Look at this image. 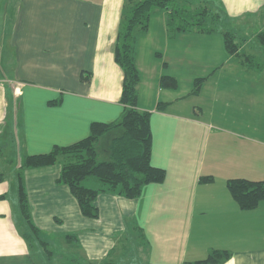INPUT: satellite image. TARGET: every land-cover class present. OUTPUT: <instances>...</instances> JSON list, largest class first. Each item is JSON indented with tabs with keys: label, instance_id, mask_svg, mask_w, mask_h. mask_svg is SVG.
Returning a JSON list of instances; mask_svg holds the SVG:
<instances>
[{
	"label": "crops",
	"instance_id": "obj_1",
	"mask_svg": "<svg viewBox=\"0 0 264 264\" xmlns=\"http://www.w3.org/2000/svg\"><path fill=\"white\" fill-rule=\"evenodd\" d=\"M221 1L236 28L264 30V0ZM123 2L0 0V160L6 159L3 138L12 136V122L14 145L24 157L71 144L89 134L93 121L111 122L121 115L123 72L112 46ZM167 34L165 14L157 10L135 52L141 75L137 107L151 112V162L165 168L164 180L147 184L136 198L100 192L98 217L90 218L81 214L68 186L57 182L61 164L27 168L30 208L41 209L34 223L41 230L48 205L56 212L54 222L79 223L65 235L75 234L90 264H107L106 257L121 243L120 233L129 230L157 249L154 254L150 248V263L184 264L204 258L210 249H226L232 254L222 264H264V200L242 210L226 187L233 177L264 180V77L257 76L251 86L252 69L228 55L202 76L199 92L192 94V88L181 87V79L194 82L197 72L174 67L184 61L185 35ZM150 38L163 48L162 64L155 48L140 49ZM243 47L249 49L247 40ZM164 74L177 79L175 89L159 86ZM203 175L212 181L199 182ZM12 211L5 197L0 199V264H32Z\"/></svg>",
	"mask_w": 264,
	"mask_h": 264
},
{
	"label": "trees",
	"instance_id": "obj_2",
	"mask_svg": "<svg viewBox=\"0 0 264 264\" xmlns=\"http://www.w3.org/2000/svg\"><path fill=\"white\" fill-rule=\"evenodd\" d=\"M157 10L165 14L168 35L218 31L222 34L224 48L229 55L238 58L248 69L259 67L258 63H254L253 54L241 52L246 39L236 40L234 20L227 14L221 0H124L112 46L114 61L123 72L119 98L123 105L121 115L111 122L93 121L89 134L71 144L55 145L48 152L25 155L16 170V201L18 212L25 222V228L20 230L29 245L35 240L36 245L45 247L47 251L49 242L41 238L40 229L32 220L24 169L48 166L60 160L61 170L57 182L68 186L81 214L90 218L98 217L95 202L100 192L136 198L147 184L164 180L165 168L151 162V112L137 107V87L141 75L135 62L137 39L148 31L150 17ZM254 38L264 51V30L256 32ZM89 78V75L85 76V80ZM204 80L205 77L195 78L192 94L199 92ZM158 83L161 88L168 89H175L178 85L174 76L165 74L160 76ZM159 104L156 108L160 107ZM118 129L119 133L108 142L109 158L98 159L99 140L108 132ZM2 178L0 174V180ZM89 179L97 186L84 184ZM212 179L210 175H203L199 182L209 183ZM226 187L242 210H252L264 200V180L233 177L226 180ZM4 197L0 195V199ZM65 239L75 244L77 242L75 234H67ZM231 254L226 249H210L204 258L185 261L184 264H222Z\"/></svg>",
	"mask_w": 264,
	"mask_h": 264
},
{
	"label": "rangeland",
	"instance_id": "obj_3",
	"mask_svg": "<svg viewBox=\"0 0 264 264\" xmlns=\"http://www.w3.org/2000/svg\"><path fill=\"white\" fill-rule=\"evenodd\" d=\"M2 20L3 18H0V23H2ZM154 23H153V26H154L153 29H155V25L157 24V23L155 24ZM255 30L256 29H254L253 25H250V27H247L245 29H242V28L239 29L236 27L234 29V32L236 34V40L240 38H244L247 40V43L250 46L249 49L247 47H243L241 49V52L249 51L248 53H252L254 55L253 57L254 63L255 64L258 63V66H259L256 69H252L253 72L251 75L253 76L250 78V81H249L251 86H253V84L259 81L256 79L257 76H259L260 78L264 77V51L260 47V45L255 41V38L253 36V34L256 32ZM2 34L3 32H0V35ZM178 34L181 35V37L185 35L181 41L184 42L188 46V49L185 52L180 53V54H183L181 56L184 61L181 63H179L178 61L177 66L176 64H174V67L176 68L175 70L176 72H185V74H192L194 72L195 73L197 72L196 73L198 74L197 77H202L204 74H208L212 70H214V68H216L217 64L220 61L228 58L229 54L224 48L222 34L218 31H215L212 33L181 32ZM178 34H175V35L167 34V36L171 38ZM139 37L137 39V43H138ZM170 38H168V40ZM161 44H164V43L161 42ZM140 45H141L140 49H142L146 53H148L149 47L152 46L153 48H155L154 54H155L156 59H158V63L159 64L163 63L164 61V57L162 55L163 48L161 45H158L156 39L155 41L152 39V40H149V42H144V44H140ZM157 50L160 51V56H159V52L156 53ZM175 51L178 52V50H175ZM152 55L153 54H150L149 58ZM172 55L173 53H171V56ZM236 59L238 60V58ZM165 65L166 64H163V66ZM171 65H173L172 62H171ZM168 71H172V70L169 68ZM9 75L13 76L12 74H9ZM181 80H182L181 87L185 88L184 90H187L194 86L193 80L190 81L189 79L186 81L184 78ZM208 88L207 90H209ZM192 99H193L192 101L195 100L194 97H192ZM207 106L209 107V104H207ZM12 130H13V122L11 124V135L13 136L14 133ZM118 133H119V129L112 130L108 132L106 135L102 136V138L99 140L97 144V158L98 159L104 160V159L109 158L108 142L113 136L117 135ZM8 135L10 134H7L5 138H3L6 143L5 153L3 154V156H5L6 159L0 160V174L3 177L2 180L0 181L4 180V182L0 184V187H2L1 188L3 190L2 193L3 195H5V202L9 205L10 212L12 211V209H14L12 212L14 214V218L16 219L17 217V226H20V228L22 227L25 228V225H24L25 222L22 220L18 212V209H17V215L15 214V210L17 206L15 173H16V170L18 169L19 164L22 161L24 153L22 150L19 149L17 144L16 146L14 145V139L16 138L12 136L7 137ZM55 164H56V167H59L61 164V161L58 160V162H56ZM91 181L92 179L86 180L84 181V184L91 185L92 183V185L97 186L95 185L93 181L92 182ZM31 208H32L31 215H32L33 222L34 220L35 221L39 220L38 216L40 212L38 211H41V209H37L33 204ZM43 210H44V214H43L44 216L42 217V219L40 218V225L39 224L38 225L41 227V230H40L41 238L49 242V245L46 251L45 247L36 245L35 240L31 241L30 245L28 244L29 246L28 249L31 252L30 260L32 264H90L84 258L83 253H82V248L80 247L79 244H75L74 242L64 239V235L66 234V232L72 231L73 226L79 223L77 222L70 223L69 222L70 219H66V218L64 222L61 224L54 222L53 215L56 214V212H54V210L52 209V205H48L47 207L43 208ZM46 216L50 218H46ZM80 217L82 216L80 215ZM90 220L93 221L92 219ZM129 231H122L120 233V237H122L121 243H119L120 242L119 240L118 243L120 245L117 244L116 247L113 249L112 255L106 257L105 259L106 263L111 264L110 263L111 259H113L114 261L113 264H155L156 262L150 263L148 261V255L151 252L150 248L153 247L152 250L154 254L158 253L153 243L148 242L144 244V242L140 238L137 239V237H134L133 231H130V232ZM256 231L263 232L260 226L257 227ZM201 237H203L204 239H211L210 236H207L204 234ZM48 251H51L52 253L49 254Z\"/></svg>",
	"mask_w": 264,
	"mask_h": 264
}]
</instances>
